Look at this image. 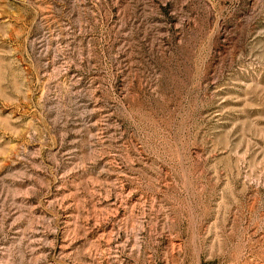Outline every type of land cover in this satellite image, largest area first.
<instances>
[{
  "label": "rangeland",
  "instance_id": "obj_1",
  "mask_svg": "<svg viewBox=\"0 0 264 264\" xmlns=\"http://www.w3.org/2000/svg\"><path fill=\"white\" fill-rule=\"evenodd\" d=\"M0 264H264V0H0Z\"/></svg>",
  "mask_w": 264,
  "mask_h": 264
}]
</instances>
